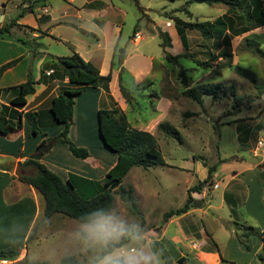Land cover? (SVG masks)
<instances>
[{"label":"rangeland","instance_id":"1","mask_svg":"<svg viewBox=\"0 0 264 264\" xmlns=\"http://www.w3.org/2000/svg\"><path fill=\"white\" fill-rule=\"evenodd\" d=\"M42 1L0 0V12L6 13L0 25L17 18L21 22L14 25L9 33L0 34V46H4L3 50L0 47V61L21 57L17 76H21L27 66L28 71L38 73L33 63L36 60L35 44L30 35L38 28V17L47 14L48 10L56 17L68 11L66 17L45 24L49 31H53V34L43 37L40 42L46 53L64 55L66 48L72 46H97L99 36L101 46H112L113 49L118 43V46L124 47L129 55V65L141 62V67L146 70L147 56L153 55L156 57V66L151 75L161 81L159 85H150L145 93L163 87V93L172 96L173 105L159 123H171L180 131V138L166 134L158 128V123L153 131L168 165L149 168L134 166L124 177L121 186L133 188L140 212L133 210L122 198L120 187H117L114 189L115 208L109 214L85 223L56 213L45 223L43 236L22 242L0 240V249L14 247L19 253L21 250L28 252L29 261L57 264L63 256L69 254L90 261L103 246L123 239L126 241L122 246L125 256H133L140 263L142 257L147 261L156 254L158 259H150L146 264H164L165 254L161 251L164 250L163 242L155 240L163 228L159 226L167 221L165 212L183 206L189 189L207 177L210 167L217 165L213 172L214 183H208L202 192H192L193 197L200 198L201 205L197 207H203L188 217L194 220L204 234L206 230L210 233V237L205 234L206 242H201L200 248L206 250L210 247L214 252H220L226 261L224 264H264L261 239V231L264 230V59L254 52L258 46L264 51V26L243 31L246 27L242 16L244 12L230 10L226 4L194 2L186 5V0H98L89 6V0H74L73 3L69 0H47L46 5ZM227 12L232 17L229 33L233 51L231 65L221 54L227 45L205 38L195 29H188L187 32L190 50L200 59L210 60L211 67L196 66L183 57L170 62L166 59V53L175 55L185 51L172 17L179 16L188 21L214 20ZM101 23H105L103 29L97 26H102ZM42 28L40 25V31L47 35L48 30ZM82 29L95 31L98 36L88 35ZM137 31L141 32L138 38L135 35ZM163 31H169L172 35V47L161 45ZM218 45L222 47H216ZM112 49L107 47L106 51L101 52V57L105 53L108 57ZM51 58L52 55H49ZM102 61H98L99 65ZM242 71L248 76L243 75ZM7 78L9 80L10 75ZM200 82L220 83L227 92L221 89L215 96H206L200 104L183 93L187 85L193 86ZM145 84L149 85L148 82ZM231 86L236 88L237 94L244 97L247 103L235 106L234 96L229 90ZM137 97H140L139 94ZM141 106L142 116L149 119L153 112L150 95L141 98ZM136 110V105H130L129 117L133 125L136 124ZM83 118V115H76L73 119L76 124L75 137L77 135L81 138ZM96 122H99V116H96ZM238 123L250 127L246 141L238 137ZM62 129L61 124H55L48 132L55 137ZM86 134L88 138L82 139L88 145L83 147L91 153L89 162H95L90 165L92 175H95L93 179H100L104 175V167L118 154L104 144L97 124L93 131ZM30 136L26 138V145ZM29 148L27 153H30ZM252 156H257L259 161L249 162ZM50 157L69 167V170L72 168L71 171L78 165L75 160H79L69 146L62 142ZM20 169L19 166L18 174ZM215 184L219 187L215 188ZM225 192L230 193L231 200L225 198ZM41 199L44 205L43 197ZM2 211L5 216L10 210ZM171 229L176 230V226L172 225ZM192 233L186 242L194 254L195 250L200 249L193 245L200 240V236L194 231ZM131 247L135 250L131 251ZM119 252L121 249H116L115 253ZM179 256L181 253L174 254L169 259L170 264H179ZM196 262V259L190 257L189 261L185 258L182 264Z\"/></svg>","mask_w":264,"mask_h":264},{"label":"trees","instance_id":"2","mask_svg":"<svg viewBox=\"0 0 264 264\" xmlns=\"http://www.w3.org/2000/svg\"><path fill=\"white\" fill-rule=\"evenodd\" d=\"M46 0L42 1L43 5ZM194 2H205L210 5L226 4L230 10H241L246 27L243 31H249L253 28L264 26V0H186L185 4L190 5ZM31 8V6H30ZM21 16H24L21 14ZM172 17V16H171ZM175 19L177 32L182 42L185 51L182 54L166 53V59L170 62L177 60L180 57L191 60L196 66L202 68L211 67V61L200 59L190 50V42L188 37V29H195L202 33L205 38L214 39L218 43L221 41L226 44V48L222 50V58L229 60L230 65L233 59V51L231 46L230 29L232 17L227 13L218 16L214 20H196L188 21L179 16L172 17ZM50 19L49 14H44L38 17L39 22H45ZM18 24V18L9 23L0 25V34L9 33L11 28ZM88 35H95L92 32H86ZM163 47H172L173 38L169 31L161 32ZM35 44V53L37 54L38 47L41 43L33 37ZM36 42V43H35ZM37 44V45H36ZM221 48L222 46H216ZM72 48V53L69 55L56 56V60L60 66V73L69 79V87H65L63 92L52 99L51 108L48 112L52 119V124H63L62 131L55 137L44 138L40 144L47 143L57 144L66 143L69 146L72 154L78 158H87L90 156L88 148L78 146L71 138L70 131L73 123L74 105L76 96L91 86L98 84L109 92V83L112 79V71L108 74H101L100 68L92 61L86 60L75 48ZM254 52L259 54L264 59V51L261 47H255ZM126 58V50L124 47L118 46L116 43L112 60V69L119 70L120 88L127 102L132 105L141 106V98H146L150 95V103H155L161 96L171 95L163 93V87L151 90L149 94L145 90L152 84L159 85L161 79L154 82H149V85L135 84L129 78L128 71L122 66ZM21 60V57L10 60L0 66V77L10 67L16 65ZM243 75L248 76L242 71ZM43 76V74H42ZM253 80H255L253 78ZM36 79L31 70L28 71L26 81L5 88H0V129L8 132L17 131L23 127V119H26L34 134L42 133L44 125L39 119L43 118V114L39 111L28 110L25 107L28 104V95L36 92ZM261 88V86H258ZM226 88L220 83L200 82L196 85H187L183 93L191 99L202 104L206 96H215ZM230 92L234 96L235 106L247 103L244 97L237 94L236 88L231 86ZM4 92H11V98L7 103L1 101ZM137 94L141 97H137ZM151 104V105H152ZM143 113V112H141ZM151 117V116H150ZM99 119L101 134L105 140V145L118 154L117 162L107 171L106 175L101 179H92L85 177L75 172H69L65 179L57 172L50 169L45 163L40 160L27 158L21 162V166H33V173H22L19 178L22 182L33 186L43 197L45 205L43 217L37 222L30 232L27 241L34 238L38 230L56 213H61L78 221L90 223L98 218L109 214L116 204L114 189L120 187L122 198L133 208L135 212H140L138 202L133 195L132 187L121 186L124 177L134 166H142L149 168L155 165H168L158 144L156 135L145 129L134 127L130 121L129 114L118 106L112 108H101L99 110ZM146 122L147 118L144 119ZM246 124H237L238 137L241 141H246V135L250 132V127H245ZM158 128L166 134L180 138V131L169 122H160ZM38 147V150L40 149ZM217 165H213L209 169L207 177L201 180L198 184L189 189V195L185 204L178 208H172L165 212V220H168L174 215H181L188 212L193 205L195 198L192 192H202L204 187L209 183H214L213 172ZM69 181V183H68ZM227 200H231V195L228 192L224 194ZM261 239L264 247V230L261 231ZM126 243L125 240L112 241L106 246H103L100 252L90 261L80 260L74 255H65L57 264H97L107 254L112 253L116 249L122 247ZM219 251L218 245H216ZM208 251H212L207 248ZM220 253V252H219ZM19 255V251L14 247L0 249V258L12 259ZM223 261L224 257L221 255ZM22 264H50L48 261H29L27 256L21 261Z\"/></svg>","mask_w":264,"mask_h":264},{"label":"crops","instance_id":"3","mask_svg":"<svg viewBox=\"0 0 264 264\" xmlns=\"http://www.w3.org/2000/svg\"><path fill=\"white\" fill-rule=\"evenodd\" d=\"M98 0H89L88 5L92 6L95 4V2ZM47 2V0H46ZM70 3H73L74 0H69ZM75 9H80L78 7H75ZM4 14V18L6 17V13ZM47 14L50 15V19L45 22H39L36 24L38 28H35L34 33H31L30 35L32 37H36V40L38 42L42 41L43 37H47L48 35L53 34L52 30L49 31L48 28H46L45 24L53 21V20H60L66 15L69 14L68 11L66 13H63L61 17H56L50 11L48 10ZM94 16V15H93ZM95 18V17H94ZM18 23H21L18 21ZM103 24V25H102ZM40 25L43 27L42 30L47 31V35H45L42 31H40ZM102 26L97 25L100 29H103L105 27V23H101ZM39 31V33H37ZM82 32H92L95 35L98 36V33H95V31L92 30H83ZM97 46H72L76 49L86 60H90L94 62L101 71V74L106 75L110 71H112V79L109 83L110 91L107 92L102 85L98 84L97 86H91L88 87L86 90H84L81 94H78L76 96V101L74 105V115L73 119H75L76 115L80 116L83 115L82 120V126L81 129V138L76 135L75 137V127L76 124H74V121L71 126L70 131V138L74 140V142L79 146H87L88 144L85 143L84 139L88 135L86 132L93 131L95 125L97 124V128L99 126V122H96V116H99V110L101 108H112L114 106H118L124 111H126L128 114L130 113L129 107L130 104L127 102L126 98L124 97L121 88H120V79H119V71L116 69H112L111 67V60L113 56V52L115 49H112V46H101L100 37L97 38ZM137 42V40H136ZM3 50L4 46H0ZM107 47L112 51H110L109 56H106V53L104 57H101V52L106 51ZM122 47V46H120ZM126 50V49H125ZM72 48H66L64 51V55L71 54ZM49 55H52V58L49 59ZM56 56H62L59 53H46V50L40 46L38 47L37 54L34 53V64L37 66L38 73H33L37 83H36V92L33 94L28 95V104L25 107V111L32 110V111H39L43 114V118H40L39 120L44 123L42 127V133L36 135L32 131V127L30 123L23 119V127L20 130L17 131H11L6 132L2 129H0V175H1V182H0V225L2 229H0V240L6 242L5 240H12L13 242H22L23 240H27L30 232L34 228V226L37 224V222L43 217V210L44 205L42 204V195L31 185H28L24 182H22L19 178V175L22 173H33L35 169L33 166H21L20 163L24 162L27 158L30 157V154L33 152L38 151V147L40 146L42 140L44 138L52 137L51 134L48 132L49 128L54 125L52 124V119L50 117V114H48L50 108L52 99L55 96H58L61 92H63V89L65 87H69V79L68 77H64L61 75L60 66L56 60ZM129 55H127L126 51V58L122 64V66L128 71L129 78L134 81L135 84L144 85V83L154 82L157 81L158 78H153L151 75V72L154 70V67L156 66L155 59L153 55L147 56V64L148 67L146 70H144L141 67V62H133V64H128L129 62ZM10 60H13V58H7L2 59L0 61V66ZM103 60L101 65H99L98 61ZM147 66V65H146ZM21 67V61H19L16 65L8 68L3 75L0 77V88L9 87L12 85L20 84L27 80L28 78V66L23 69V73L21 76H17L18 74V68ZM43 74V76H42ZM10 75V79L8 80V76ZM154 80V81H153ZM11 98V92H4L1 97V101L3 103L8 104V100ZM152 104V103H151ZM173 105V100L168 96H161L159 99L156 100L155 103L151 105L152 111L151 117L146 122L144 117L142 116L143 113L142 109L139 105H136L137 110L134 112L136 124L133 125L134 127H138L141 129L149 130L155 134L153 131L154 127L157 126L159 121L164 118L163 116L168 113V111L171 109ZM139 122V124H138ZM63 127L64 125L61 124ZM62 131V130H61ZM85 132V134H84ZM30 136V134H32ZM30 136V139L26 145V138ZM84 135V136H83ZM32 137V138H31ZM77 138L76 139H74ZM61 143V142H60ZM51 144L50 148L47 152H44L43 156L41 157L40 161L45 163L50 169L60 174L63 178H67L69 172H75L80 175H85V177L89 178H95V175L93 174V169L90 167V165H93L92 162H89L91 160V153L90 156L87 158H78L75 160L78 161L77 166L73 167L71 170H69V167H65L62 163H59L58 160H55V158L50 157V155L55 151L56 147L60 144ZM29 148V152L27 153V148ZM33 153V154H34ZM67 155V154H66ZM118 155L114 156L112 158L108 165L104 167L103 170V176L100 177L103 178L107 171L117 162ZM20 166V173H17V170ZM65 168V169H64ZM60 170V171H58ZM65 170V173H62V171ZM30 171V172H29ZM64 172V171H63ZM234 177V176H233ZM219 187V186H218ZM204 190V189H203ZM196 200H199L197 196H194ZM197 197V198H196ZM201 205V203H200ZM203 207V206H202ZM202 207L198 208L197 206H193L188 212L183 213L181 215H174L170 217L165 223L162 225H158L159 227H163L156 235V240L154 238L153 241H162L164 245L163 253L165 254L164 261L162 263L164 264H170L169 259L173 257L174 254L181 253L180 258L188 259L191 257V259H196L197 262L195 264H224L221 254L219 252L208 251V249L203 250L199 249L195 250L196 253L192 252V250L189 249L187 245V239L189 234H191L193 231L200 236V240L197 242H206L205 236L210 233L208 231H205V234L201 231V228L197 226V224L194 222V220L191 218L189 219V215L193 213L196 214L198 212V209H201ZM3 210L9 211V214L6 213L5 216L3 215ZM49 221V220H48ZM47 221V222H48ZM46 222V223H47ZM172 225L176 226V230H172ZM45 226V224L38 230L36 236L37 238L39 236H43L42 229ZM193 234V233H192ZM210 237V235L208 236ZM151 239L148 241L151 242ZM152 241V242H153ZM134 248V247H131ZM130 248V250H131ZM121 252L115 253L113 251L112 253L107 254V256H114L121 258L122 261L125 259V251L120 247ZM135 249V248H134ZM187 249V252L185 251ZM132 251V250H131ZM134 251V250H133ZM157 252H160L157 251ZM162 253V252H161ZM162 253V254H163ZM186 253L188 256H186ZM192 253L193 255H191ZM26 254V255H25ZM25 256H28V252H25L24 250L20 251L19 255L12 259H2L0 258V264H11L16 262H21ZM168 256V257H167ZM185 256V257H184ZM104 257V258H105ZM104 258L99 261L97 264H101V262L104 260ZM152 259H158L156 254H153V256L150 258ZM145 259H141L139 264H146V262L150 261ZM178 260V262H179ZM199 261V262H198ZM180 264V263H179Z\"/></svg>","mask_w":264,"mask_h":264},{"label":"water","instance_id":"4","mask_svg":"<svg viewBox=\"0 0 264 264\" xmlns=\"http://www.w3.org/2000/svg\"><path fill=\"white\" fill-rule=\"evenodd\" d=\"M3 19H4V14L0 12V20H3ZM99 132H100L101 138L105 144V140L103 139L102 134H101L100 119H99ZM50 145L51 144H46V145L40 146V149L37 152H35L34 154H32L30 156V158L35 159V160H40L41 157L43 156L44 152H47L49 150ZM258 161H259V159L257 156H252L249 160V162H253V163L254 162L257 163ZM68 183H69V181H68ZM193 204H194V206H199L200 202H199V200H195ZM183 261H184V258H180L179 263L182 264Z\"/></svg>","mask_w":264,"mask_h":264},{"label":"clouds","instance_id":"5","mask_svg":"<svg viewBox=\"0 0 264 264\" xmlns=\"http://www.w3.org/2000/svg\"><path fill=\"white\" fill-rule=\"evenodd\" d=\"M141 259H145L146 261V258L142 257ZM101 264H139V260L130 255L125 256L123 261H121L118 257L107 256L104 258Z\"/></svg>","mask_w":264,"mask_h":264},{"label":"built area","instance_id":"6","mask_svg":"<svg viewBox=\"0 0 264 264\" xmlns=\"http://www.w3.org/2000/svg\"><path fill=\"white\" fill-rule=\"evenodd\" d=\"M135 35H136V37L138 38V37L141 35V32H140V31H137V32L135 33ZM214 187L217 188V187H218V184H215ZM202 243H203V242H202ZM202 243H201V242H200V243L195 242L193 245H194V247H201ZM131 250L133 251V250H135V249H134V248H131Z\"/></svg>","mask_w":264,"mask_h":264}]
</instances>
